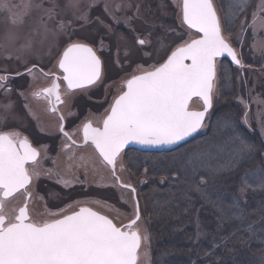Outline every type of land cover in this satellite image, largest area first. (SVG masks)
Returning a JSON list of instances; mask_svg holds the SVG:
<instances>
[{
	"label": "snow or ice",
	"instance_id": "6c2138e0",
	"mask_svg": "<svg viewBox=\"0 0 264 264\" xmlns=\"http://www.w3.org/2000/svg\"><path fill=\"white\" fill-rule=\"evenodd\" d=\"M99 3L101 0H88L87 8L84 9L81 7L82 0H64L63 4L60 0H25L24 3L0 0V13L10 18L14 28H26L23 32L10 31L6 34L10 42H19L17 60L24 55L39 56L40 50H44V55L51 56L53 50L61 46V37L66 38L67 45L55 65L62 76L40 68L43 76H51V86L32 93L34 99L48 102L50 112L58 114V131L64 140L60 151L66 156L64 167L59 168L58 155L51 158L53 165L57 167L43 168L40 149L44 150V159H48L47 145L37 148L19 131L0 130V264H141L142 258L147 261L150 234L146 226L142 227V223H138L143 219L139 200L134 199L132 218L122 226H118L107 215L83 206H105L99 200H75L73 205L78 206V211L70 213L67 209L73 205L51 211L47 209L45 202L41 215L55 218L38 222L32 218L29 210V204L34 199L30 186L41 175L49 178L55 176L56 183L65 188L71 187L73 183L66 176L75 177L77 182L83 183L79 181L76 170L83 168L85 176L89 169L96 172L97 160L115 176L117 161L130 144L170 147L186 141L207 126L206 116L213 107L216 94L217 58L227 55L238 66H244L226 38V33L232 34L235 16L232 9L235 7L239 11H245L251 0H233L225 12L226 23L223 25L213 0H172L181 27L194 29L200 34L199 38L193 37L190 32L180 33L174 27L145 20L144 23L150 27L158 26L166 33H175L180 41L178 46L159 66L152 65L150 69H145L141 63L136 64L130 78L123 80L122 91L114 97L106 110L107 115L102 120L98 118L102 126L94 127L92 119H88L82 123V129L71 133L65 131L64 115L58 109V105L66 103L60 92L61 79L66 83L65 96H73L77 90L86 94L88 89L101 85L106 90L110 87L104 80V62L97 54V51H104V39L99 40V49H94L80 38L74 39L77 32L74 22L91 23L89 14ZM132 7L130 0H120L114 6L110 5L109 0H103V10L113 24H119L123 20L125 26L135 32L131 22L142 19L139 4L135 5L133 16L116 15L121 9L126 12ZM161 7L166 8L167 5L162 3ZM69 13L71 19H65ZM95 19L103 25L105 35L114 44V49H111L114 51V63L121 69L124 62L133 56L151 55L145 51V46L152 43L149 39L151 32L145 36L136 35L130 43L122 33L113 29L112 24H106L99 16ZM249 26L253 29L254 37L258 29L264 30V0H257ZM245 31L246 27H242L241 34ZM113 37L114 40L111 39ZM136 45L140 47L137 48ZM253 47H256L255 42ZM258 50L264 52V45ZM121 55L124 61L121 60ZM5 58L10 59L11 56ZM34 68L37 65L28 68V75L34 76ZM8 79L7 75H0V89L6 93L11 91L6 83ZM193 97L200 99L202 110L190 109ZM257 102L264 103L258 99ZM24 107L34 119H38L28 104ZM69 115L72 113L69 112ZM19 119V115L14 112L13 101H0V129L9 120ZM243 122L248 124L247 112ZM261 127L264 129V122H261ZM218 128L234 130V122L226 118L222 122L218 121ZM80 130L82 140L77 143L73 137ZM88 147L93 149L95 160L86 152H80V149ZM257 151L255 145L239 135H231L223 142L197 146L188 154L186 165L182 169L183 177L178 179V184L182 186L178 187L177 193L172 194V199L164 202L157 200L149 218L172 214L170 205L175 199L187 201L196 216L197 235L193 238L197 243L200 236L205 235L200 231L199 208L212 210L217 232L224 231L226 225L233 220L246 223V231L251 234L248 239L232 232L229 240L225 241L221 236V243L214 245L217 249L225 248L227 256L228 252L236 250V244L247 246L248 241L255 237L254 225L257 222L251 218L249 200L258 197L255 210L259 212L260 234L264 236V159H261L258 166H253V154ZM222 153H226L227 159L220 163L218 161ZM237 173L240 174L238 186L230 192L228 199L225 194L232 189L229 181ZM115 179L117 182L120 180L119 177ZM163 180L162 177V183ZM119 186L136 193V188L131 184L120 183ZM18 193L24 196L23 205L9 208L8 203ZM35 199L44 200L39 193L35 194ZM184 211L188 212L189 208ZM229 244L232 248H229ZM207 254L211 256L212 264H217L215 254ZM221 264H231V261L223 259ZM259 264H264V255Z\"/></svg>",
	"mask_w": 264,
	"mask_h": 264
},
{
	"label": "rangeland",
	"instance_id": "374dc122",
	"mask_svg": "<svg viewBox=\"0 0 264 264\" xmlns=\"http://www.w3.org/2000/svg\"><path fill=\"white\" fill-rule=\"evenodd\" d=\"M24 2L25 0H17V3ZM60 2L61 4H63L64 0H60ZM119 2L120 0H109L111 6H114ZM130 2L133 5L132 8L128 9L126 12L121 9V11L116 12V15L120 17H123L124 15L133 16L135 14L136 4L140 5V9H142L143 7V0H130ZM213 2L217 8L218 14L221 17L223 25L224 23L222 18V11L226 12V10H228L229 8V4H231L233 0H213ZM87 3L88 0H82L81 7L86 9ZM162 3L167 5V7L162 8ZM256 5L257 0H251L250 6L245 11H239L234 7L232 11L235 13V16L232 26L235 20L238 19V15L241 16V20L239 22V25L237 26V31L235 34H226V38L230 42L231 46L236 50L238 58L245 66V69L236 68L232 75V78H235L237 84V93L234 99V104L236 105L235 111L239 114L240 120L235 121L232 119V121L234 122V130L232 128H218L219 119H217L216 122H213L214 115L218 110L219 105L222 103L221 100L223 97L221 83L224 71L221 66H218L216 94L213 98L215 111L208 117L206 122L207 126L201 132V136L211 135V137L201 145H207L214 142H223V140L228 139L231 135H239L240 137H242L241 134L243 133L242 131H244L246 133L245 135H247L251 139L259 138L261 145L264 147V135H262V131H264V129H262L261 127V122H264V103L257 102V99L259 101H264V52L258 50L261 48V45H264V30L258 29L254 37L253 29L249 26L252 21V12L256 8ZM158 7V13L162 15L163 22L160 21L157 23V25L163 23L166 26L167 24L166 27H174L177 32H190L193 37H199L197 33L188 30L187 27H181L180 20L176 15L177 9L173 6L172 0H158ZM165 12L167 13L166 15L164 14ZM142 14L143 13H141V15ZM97 16H99L100 19H102L106 24H112L113 29L117 33H122L130 43L134 40L136 35L139 34L141 36H145L148 34V32H151L152 35L149 37V39L152 41V43L145 46V51L151 53V55L139 54L133 56L130 60L124 62L123 69H121L117 64L114 63V51L111 50L114 49V44L110 41V38L105 35L106 29L103 27V25H101L99 21L95 19V17ZM65 19H71V14L69 13V15L65 17ZM89 19L92 21L91 23L85 24L82 21L74 22L75 27L77 28L74 39L80 38L82 42L93 45L95 49H99V40L101 38L104 39V51L97 52L104 60V80L107 84L110 85V87H108L106 90L104 85H101L94 89L88 90L86 94L76 92L73 96H65L64 93L66 90H63L66 105L62 108L61 113L67 120L74 119V123L76 124L74 130L81 129L82 123L86 122L88 119H92L93 123L95 124L99 123L98 118L99 120L103 119V117L107 113L106 110L111 105L114 97H116L118 94H120V91H122L121 84L123 80L130 78V74L135 69L137 63H141L145 69H150L152 65L159 66L164 60L167 59L171 52L175 50V47L178 46V43L180 42L175 33H166L165 31H162L163 29L158 26L148 27V25L144 23L145 20L143 18L136 19L131 22V27L136 29L135 32H132L129 27H126L123 20H121L119 24H113L112 20L103 10V0H101V3L91 9ZM29 23H31L30 19ZM81 25L83 26L81 27ZM242 27H246V31L243 34H241ZM25 30L26 28H14L10 22V18L6 17L5 14L0 13V45H3V47H0V75H20L27 72L28 68L32 67V65H37L39 68L44 69L45 72L51 71L55 74H59L58 68H56L55 65L58 57L62 55L63 48L67 46L66 38L61 37V46L54 49L51 56L44 55V50H40L39 56L35 54L24 55L22 59L17 60L16 56L19 54L17 52L19 42H10L6 38V34L10 31L23 32ZM185 38H187V36H185ZM111 39L114 40V37ZM254 42L256 45L255 48L253 47ZM136 47L138 48L140 46L136 45ZM37 49L39 50V45L37 46ZM6 56H11V58L7 59L5 58ZM121 60L124 61L123 55H121ZM33 74L34 76L28 75L27 77H23L18 81L7 80V85L13 88L9 93H6L3 89H0V101L7 102L8 99L13 101L14 112L17 113L20 117L19 120H9V122L6 123L0 130H8L14 124L19 127H24L28 119H33L36 128L40 132L46 133L49 137L48 142L55 143L56 140H58L60 134V132L58 131L60 123L58 116L48 110V105L43 101V99L36 100L32 96V93L35 90L43 89L44 87L49 85L50 80H48L47 77L43 76L37 70L34 71ZM224 75L228 76L226 84H230L228 83V80L230 78L228 70H226ZM21 93H23L24 95L22 96ZM227 94L231 95V88L228 89ZM93 97L97 98L95 99V106L89 105L87 102L90 101ZM25 104H28L31 107L38 119H34L29 114L28 109L24 107ZM245 105H247V108L245 107ZM87 107H91L90 111L87 109ZM191 108L201 110L202 105L199 102H195L193 103ZM69 112H71L72 115H69ZM245 112H247L248 117L247 125L243 122ZM41 129H43V131H41ZM77 132L79 131H76L74 137L78 135ZM35 140L37 141V144L46 142V140H43L42 138L39 139L36 135ZM245 140L247 141V139ZM60 144L62 146L63 140L60 142ZM253 145L257 147L255 142L253 143ZM197 146L200 145H196L194 148H196ZM60 149L61 147L54 155H50L47 149L49 157L48 159H44V150L41 149V161L43 168L57 167L56 165H53L51 158L57 157L58 155V166L60 169L64 167L66 156L60 151ZM192 150H188L187 152H185V154H183V156L179 158L175 157L176 159L174 163L178 164L180 163V158H184L186 160V165L188 154ZM80 152H86L88 155L93 156L94 160L96 159L91 149H87L86 151L82 150ZM262 153H264V149ZM253 156L255 160V154H253ZM260 157L261 159H264V155L261 154ZM149 158L150 157L147 156L144 159L146 163L150 161ZM226 159V153H222L218 162L222 163ZM161 161H163V158ZM127 162L125 161L124 163L123 160L119 162L118 176L121 178L124 184H131L133 187H137L140 192L141 189L145 188L149 184V181L146 179L147 172L143 170V172L138 174L137 168L135 173L133 174L129 170ZM121 163L123 165V170H121ZM257 163L258 162L255 161V164ZM134 164L136 165L135 162ZM160 164L162 165V163ZM96 167L98 170L96 172H92V170L89 169L87 176H85L83 168L76 170L79 181H82L83 183L77 182L75 177L66 176V179L73 180L72 186L69 188H65L61 184L56 183L55 176L49 178L46 175H41V178L44 177L45 179H48L50 181L51 186L48 189L47 199L42 196L44 198L43 201L35 199L36 193L34 194L33 202L30 203V209L35 221L39 222L43 221L44 219L55 218L52 216L41 215V213L44 211L45 202L47 204L48 210L57 211L65 209L67 205H73V201L75 200H99L104 202L105 206L102 207L97 204H87L83 206L91 207L102 215H107L110 219H113V221L117 222L118 225L129 223L130 219L132 218L134 205L132 194L128 192V190L126 191L120 188L116 182H113L111 171L106 167H102L99 164L98 160L96 163ZM147 168L148 164L146 165V169ZM174 180H177V177H174ZM71 191H73V194L70 197L67 198L63 196V192L69 193ZM72 196L76 197L73 198ZM258 199L259 198L257 197L255 200L257 201ZM255 200H251V202ZM23 203L24 200L22 199H19V201L14 200L11 202V204L8 205V207H20L23 205ZM77 210L78 206L73 205V207L67 209V212L70 213ZM117 210L119 214H117ZM142 218V222L139 223H142V227H147L148 233L150 234V248L148 249L149 259L145 261L142 258L141 264H153L151 227L152 225H154V221H152L151 218L147 217L144 214H142ZM254 227L257 233V229L259 227L258 223L255 224ZM258 237L256 239V243L250 245L249 248H255L257 251H259V260H256L255 262L252 259L242 257V259L239 261V264H259L261 256L264 255V236L259 234ZM209 256L210 255L205 256V258H209Z\"/></svg>",
	"mask_w": 264,
	"mask_h": 264
},
{
	"label": "trees",
	"instance_id": "16d2710c",
	"mask_svg": "<svg viewBox=\"0 0 264 264\" xmlns=\"http://www.w3.org/2000/svg\"><path fill=\"white\" fill-rule=\"evenodd\" d=\"M142 5L143 7L141 9V13H143L142 18L144 20H154L156 23L160 21L163 22L162 15L158 13V0H143ZM240 17L241 16L238 15V19L235 20L232 26L231 35L236 33L237 26L241 20ZM222 18L223 23L225 24L226 20L224 11H222ZM148 27L150 26L148 25ZM162 31H164V29ZM222 68L224 74L226 70H228L230 77L228 83L230 84H226L228 76L223 74L221 83L223 95L221 100L222 103L219 105L218 110L214 115L213 122H216L217 119H219V121H223L226 118L239 121L240 116L235 111L236 105L234 104V99L237 93V84L235 78H232L236 68L227 61L222 63ZM229 88H231V95L227 94ZM242 132L243 133L241 135L243 139H247V141H250L249 143L252 144L254 142L256 143V149L258 151L254 154L255 161L258 163L254 166H258L261 161L260 156L264 147L261 145L259 138L251 139L245 135L246 133L244 131ZM210 137L211 135L202 136L188 143L187 145L182 146L176 151L150 157V161L148 163H146L143 157L142 159L137 157L138 155H127L126 162L128 161L127 165L133 174L137 168L138 174L143 172V170L146 169H144L143 163L148 164L146 179L149 181V184L145 188L141 189L140 192H138V200L140 202L142 214L150 217L153 205L157 200L164 202L165 200L172 199V194L177 193L178 187L182 186L178 184V179L183 177L182 169L185 166L186 161L184 158H180L181 160L178 165L177 163H174L175 159L183 156L185 152L192 150L196 145L203 144V142H205ZM162 158L163 161H161ZM160 163H162V165ZM162 177L164 178L163 185L161 182ZM174 177H177V180H174ZM239 178L240 174L237 173L233 175L229 181V183L232 184V189L229 190V193L225 194L228 199H230V192L238 186ZM63 194V196L68 198L73 194V191L69 193L63 192ZM72 197L75 198L76 196ZM251 200L253 199L250 198L249 200V204L251 206L249 211L252 213V220L256 221L259 225L257 229L258 232L254 238L248 241L247 246L236 244V250L228 252L227 256L225 255V248L221 247L217 249L214 247V245L221 243V236L224 237L225 241L229 240L231 238L232 232H236L237 235L244 236L245 239H248L249 235L251 234L246 231L247 224L241 222L240 220H233L228 225H226L224 231L217 232L215 217L212 213V210L210 208H199V204L197 203V208H199L200 231L205 234L200 236L199 242L197 243V240L193 238L197 235V226L195 222L196 216L193 214L194 210L190 208L189 203L185 200H173V203L170 205L172 208V214L162 217H151V220L154 221V225L151 227L153 264H212L211 256H209V258H205V256H208L207 253L209 252L215 254L217 264H221L223 259H229L231 264H239V261L242 259V257L252 259L256 262V260H259V251H257L255 248L250 249L249 246L256 243V239L260 234V224L259 212L255 210L258 200L253 202H251ZM185 208H189V211L185 212ZM229 248H232L231 244H229Z\"/></svg>",
	"mask_w": 264,
	"mask_h": 264
},
{
	"label": "flooded vegetation",
	"instance_id": "af4514ba",
	"mask_svg": "<svg viewBox=\"0 0 264 264\" xmlns=\"http://www.w3.org/2000/svg\"><path fill=\"white\" fill-rule=\"evenodd\" d=\"M90 46H92L94 49H95V47L93 46V45H91V44H89ZM97 54L101 57V55L97 52ZM101 59H102V61L104 62V60H103V58L101 57ZM221 63V62H220ZM162 64V63H161ZM39 67L37 66V68H34L33 69V72L34 71H39ZM104 69H105V63H104ZM45 71V70H44ZM40 72V71H39ZM56 75H59V76H62V73L61 72H59V74H56ZM28 76V71L27 72H25V73H23V74H20V75H9L8 77H9V79L8 80H11V81H18V80H20L21 78H23V77H27ZM104 76H105V72H104ZM48 78V80H50V84L49 85H47L46 87H44V88H48V87H50L51 86V80H52V78H51V76H49V77H47ZM7 83V82H6ZM59 83H60V92H61V94H62V98L65 100V98H64V95H63V90H66V86H65V84H64V82H63V80L61 79L60 81H59ZM43 88V89H44ZM94 88H96V87H93V88H91V89H94ZM10 89L12 90L13 88L12 87H10ZM91 89H88V90H91ZM21 90V89H20ZM87 90V91H88ZM77 92H80V91H77ZM119 95V94H118ZM117 95V96H118ZM95 99H97L96 97H93V98H91V100L90 101H87L88 102V104L89 105H92V106H95ZM47 105H48V108H49V104H48V102L46 101V100H43ZM66 101V100H65ZM113 102V101H112ZM195 102H199V103H201L200 101H195ZM195 102H193V103H195ZM193 103H192V105H193ZM66 105V103L65 104H62L60 107H59V111H60V113H61V110H62V108L64 107ZM192 105H191V107H192ZM202 105V104H201ZM87 109L90 111V109H91V107H87ZM191 110H196V109H192V108H190ZM76 110V109H75ZM202 110V109H201ZM196 111H199V110H196ZM55 115H57L58 116V114H56V113H54ZM62 114V113H61ZM106 115H107V113H106ZM105 115V116H106ZM104 116V117H105ZM103 117V118H104ZM75 126H76V124L74 123V119H70V120H67L66 118H65V116H64V128H65V131H68V132H73V130H74V128H75ZM93 126L94 127H100V126H102V124L101 123H98V124H95V123H93ZM81 129H82V127H81ZM10 130H16V131H19L22 135H24V136H27L28 138H29V140H30V142L33 144V146L34 147H37V148H40V146L41 145H47L48 147H47V149H48V152H49V154L50 155H54L56 152H57V150L61 147V144H60V142L63 140V136H62V134L60 133L59 134V138H58V140H56V144L55 143H53V142H48V136H47V134L46 133H42V132H40L37 128H36V126H35V124H34V121H33V119H28V121H27V123H26V125L24 126V127H19V126H17L16 124H14L11 128H9L8 130H4V131H10ZM78 133V135L76 136V137H73L74 139H76L77 140V143H80L81 142V140H82V130H80L79 132H77ZM35 135L39 138V139H43V140H46V142H43L42 144H37V141L35 140ZM63 142H64V140H63ZM54 147H55V149H54ZM87 149H91V151L94 153V151H93V149L91 148V147H88ZM87 149H80V151H82V150H87ZM41 150V149H40ZM167 153H170V152H165V153H150V152H139V151H137V150H135V149H128V150H126V151H124L123 152V154L121 155V157H120V159L117 161V167H116V170H115V176L112 174V181L113 182H116L117 183V185L119 186V182H117V180L115 179V177H119L118 176V165H119V162L120 161H124V163H125V161H126V157H127V155L129 154V155H138L137 157H139L140 159H142V157L145 159L147 156H149V157H153V156H155V155H163V154H167ZM94 155H95V153H94ZM140 155V156H139ZM41 159H42V153H41ZM146 163H143V167H144V169L146 168ZM109 169V168H108ZM110 170V169H109ZM111 171V170H110ZM112 173V172H111ZM120 178V177H119ZM121 183H123L122 182V180H121V178H120V180H119ZM50 181L48 180V179H45L44 177L43 178H41L40 177V179L39 180H37V181H35V179H34V181H33V184L30 186V188H31V190H32V192H33V195L35 194V193H39V195H41V196H43V197H45L46 199H47V194H48V189L50 188ZM120 187V186H119ZM121 188V187H120ZM136 188V193L135 194H133L132 192H131V190L130 189H126V188H122V189H124V190H128V192H130L131 194H132V198H133V200L135 199V195H136V198H138V192H139V189L137 188V187H135ZM19 199H22V200H24V196H23V194L22 193H19V194H17L15 197H13L11 200H10V202L8 203V205L9 204H11V202L12 201H14V200H16V201H19ZM16 208H18V207H16ZM29 210H30V214H31V216H32V218L34 219V217H33V215H32V213H31V209H30V204H29ZM94 210V209H93ZM78 211V210H77ZM96 211V210H95ZM35 220V219H34ZM114 223H116L117 225H118V223L117 222H115L114 221ZM127 224V223H126ZM122 225H124V224H122ZM122 225H118V226H122Z\"/></svg>",
	"mask_w": 264,
	"mask_h": 264
},
{
	"label": "water",
	"instance_id": "95a60500",
	"mask_svg": "<svg viewBox=\"0 0 264 264\" xmlns=\"http://www.w3.org/2000/svg\"><path fill=\"white\" fill-rule=\"evenodd\" d=\"M185 27H186V26H185ZM191 31L195 32L194 29L191 30ZM195 33H196V32H195ZM197 34H198V33H197ZM198 35H200V34H198ZM223 60H227V61H228L233 67H235V68H237V69H245V66H243V67L238 66L237 64H235L234 62H232V60H231L230 57H228L227 55H225V56H223V57H218V58H217V60H216L217 71H218V65H219V63H220L221 61H223ZM186 63H190V61H186ZM58 70H59V69H58ZM217 78H218V74H217ZM63 82H64V81H63ZM64 84H65V86H66V83H65V82H64ZM92 88H93V87H92ZM90 89H91V88H90ZM77 91H79V90H77ZM77 91H76V92H77ZM195 101H200V99L197 98V97H193L192 100L190 101V108H191L192 103L195 102ZM200 102H201V101H200ZM201 104H202V102H201ZM60 106H61V105H58V109H59ZM213 106H214V102H213ZM212 109H213V107H212ZM212 109L209 111L208 115L211 113ZM193 111H196V110H193ZM59 113H60V111H59ZM60 114H61V113H60ZM208 115L206 116V120H207V118H208ZM206 120H205V123H206ZM202 130H203V129H202ZM202 130L199 131V132H197V133H195L193 136L189 137L186 141H183V142H181V143L178 144V145H173V146H170V147H145V146H142V145H139V144H130V145H128V146L124 149V151H126V150H128V149H135V150H137V151H139V152H150V153H165V152H172V151H175V150L179 149L180 147L186 145L187 143L193 141V140L196 139L197 137H199V135L201 134ZM124 151H123V152H124ZM123 152L121 153V155L123 154ZM119 159H120V158H119ZM119 159H118V160H119ZM120 183H121V182L119 181V184H120ZM18 194H19V193H18ZM16 195H17V194H16ZM135 199H137V198H136V195H135ZM94 211H95V210H94ZM100 214H101V213H100Z\"/></svg>",
	"mask_w": 264,
	"mask_h": 264
}]
</instances>
